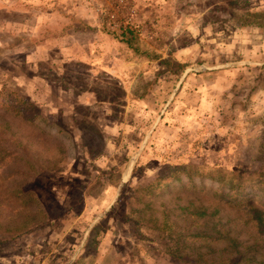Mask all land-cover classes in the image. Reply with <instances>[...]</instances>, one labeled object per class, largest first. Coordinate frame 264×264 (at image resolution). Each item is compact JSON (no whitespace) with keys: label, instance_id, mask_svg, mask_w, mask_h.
I'll use <instances>...</instances> for the list:
<instances>
[{"label":"rangeland","instance_id":"rangeland-1","mask_svg":"<svg viewBox=\"0 0 264 264\" xmlns=\"http://www.w3.org/2000/svg\"><path fill=\"white\" fill-rule=\"evenodd\" d=\"M2 1L0 264H264V0Z\"/></svg>","mask_w":264,"mask_h":264},{"label":"trees","instance_id":"trees-1","mask_svg":"<svg viewBox=\"0 0 264 264\" xmlns=\"http://www.w3.org/2000/svg\"><path fill=\"white\" fill-rule=\"evenodd\" d=\"M121 40L122 42L128 47V48H134L136 51H137V45L134 44V34L131 30H124L121 34ZM142 55V54H141ZM145 55V54H144ZM149 55V54H148ZM147 55V56H148ZM157 54H154V55H150V57H157L156 56ZM146 56V55H145ZM146 56V57H147ZM1 127V125H0ZM1 139V138H0ZM3 152V151H2ZM2 155V154H1ZM0 155V156H1ZM193 191L192 192H196L194 191V188H192ZM250 209H253L254 211H258V216L257 217L259 219V222L261 225V228L259 230V232L262 231L263 235H264V219L262 218V212L260 211L261 209H259L257 207V205H252L250 207ZM206 213H207V210L204 209V207H200V209H198L197 207V215H198V218L197 219H200L201 217H206L205 221H209L211 216H206ZM261 214V215H259ZM220 236H209V237H213L214 239L211 240V242H213L215 239H221L223 240L225 243H226V246H224V249H226L227 251V257H224L220 262L222 264H255L252 261V259H256V256L253 255V256H248V253L249 252H253V250H255V247L257 245V243H252V244H248V245H245L243 247L242 245V241H238V239H235V238H231V237H226L222 234H219ZM263 242H264V238L262 239ZM206 242L200 244L197 246V248H199L201 250V248L203 246H206L208 247L207 244H205ZM211 248V247H210ZM206 252L202 253L201 251H198L197 252V255H199V257H201L202 259L208 261L206 258H204V254ZM211 250L208 252V257H214V254L213 255H209L211 254ZM198 257V256H197ZM209 262V261H208Z\"/></svg>","mask_w":264,"mask_h":264},{"label":"crops","instance_id":"crops-1","mask_svg":"<svg viewBox=\"0 0 264 264\" xmlns=\"http://www.w3.org/2000/svg\"><path fill=\"white\" fill-rule=\"evenodd\" d=\"M6 1V0H5ZM4 0L2 1V2H5ZM7 6H5V8H6Z\"/></svg>","mask_w":264,"mask_h":264}]
</instances>
